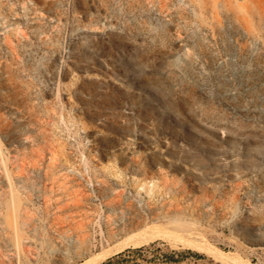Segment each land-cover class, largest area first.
Here are the masks:
<instances>
[{
    "label": "rangeland",
    "instance_id": "374dc122",
    "mask_svg": "<svg viewBox=\"0 0 264 264\" xmlns=\"http://www.w3.org/2000/svg\"><path fill=\"white\" fill-rule=\"evenodd\" d=\"M0 264H264V22L0 0Z\"/></svg>",
    "mask_w": 264,
    "mask_h": 264
},
{
    "label": "bare ground",
    "instance_id": "6f19581e",
    "mask_svg": "<svg viewBox=\"0 0 264 264\" xmlns=\"http://www.w3.org/2000/svg\"><path fill=\"white\" fill-rule=\"evenodd\" d=\"M202 13H211L219 18L223 9L251 36L256 27L264 22V0H193ZM222 9V10H221ZM196 174V170H193Z\"/></svg>",
    "mask_w": 264,
    "mask_h": 264
}]
</instances>
